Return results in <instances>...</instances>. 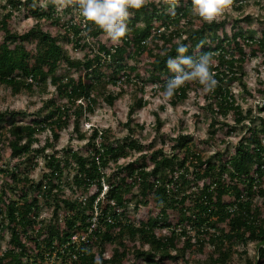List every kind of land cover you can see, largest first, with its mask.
<instances>
[{
    "label": "trees",
    "instance_id": "obj_1",
    "mask_svg": "<svg viewBox=\"0 0 264 264\" xmlns=\"http://www.w3.org/2000/svg\"><path fill=\"white\" fill-rule=\"evenodd\" d=\"M36 1L0 4V83L13 91L32 90L49 79L54 87L33 111L0 110V237L9 233L0 245V264H236V245L248 241H256L258 258L246 257L243 264H261L264 127L245 125L229 153L216 150L204 156L201 150L219 129L218 122L230 133L252 118L251 109L243 112L231 84L246 87L249 53H259L264 64V20L256 21L255 35L249 14L212 24L197 17V24L190 0H179L175 15L168 5L153 2L133 12L127 35L112 45L95 26L85 29L81 19L62 23L63 32L38 21L22 31L13 29L10 19L17 9L59 25L55 6L45 8ZM62 39L84 49L83 54L70 55ZM178 41L190 45L187 55L197 49L213 54L217 85L204 93L211 115L208 136L193 141L190 134H179L170 138L169 152L154 147L119 163L133 149L145 148L133 136V111L147 103L143 91L148 84L163 91L172 75L166 60L177 55ZM62 64L76 74L58 72ZM110 84L119 87L114 90ZM129 84L135 87L124 121L126 138L110 139L109 127L103 126H90L86 136L81 117L93 113L99 100L113 104ZM193 86L201 87L190 83L178 89L170 103L184 99ZM230 113L233 124L225 119ZM156 121L159 125V117ZM69 123L76 137L86 141L55 147L54 140ZM44 130L50 137L40 144L37 133ZM132 201L137 217L126 212ZM89 228L86 239L70 242L72 233ZM206 243L213 245L210 251ZM192 253L203 254L190 262Z\"/></svg>",
    "mask_w": 264,
    "mask_h": 264
},
{
    "label": "rangeland",
    "instance_id": "obj_2",
    "mask_svg": "<svg viewBox=\"0 0 264 264\" xmlns=\"http://www.w3.org/2000/svg\"><path fill=\"white\" fill-rule=\"evenodd\" d=\"M3 1L0 0V4ZM36 2L45 8L54 6L50 0H38ZM55 9L61 16L58 26L48 22L49 20L36 19L32 16L26 17L23 15V11L18 9L15 10L10 22L13 29L17 31L28 28L33 21H38L43 26L53 31L55 30V32H63L62 23H68L71 20L79 21L81 19L78 12L73 8L58 11L55 6ZM245 14L250 15L252 22L249 24V28H253L252 31L257 35L258 32L255 29L257 25L255 23L257 20H264V0H239L237 3L233 2L232 7L226 11L222 18L230 21L233 18H239ZM191 19L193 22L196 20L195 22L197 24L200 22L196 16H192ZM245 24L243 26L246 27ZM61 43L67 52L74 57H79L84 52V49L76 47L73 42L62 39ZM146 55L147 57L149 56L148 54ZM248 57L249 59L244 66L245 74L243 75V81L246 83V87L244 88L240 83L234 81L231 84V91L234 93L237 102L241 105L243 112L251 109L252 118H246L243 124H237L235 129L230 133H224V130L221 129V122H218L219 129H217L214 136L210 139L211 142L209 145H206L201 150L204 156H209L216 150H225L226 153L231 152L245 131V125L250 124L251 126H257V128L264 127V122L261 123L259 119L260 116L264 119V64L261 62L259 53L256 55L249 53ZM134 61L135 59L130 60L131 63ZM58 72L71 75L76 74L73 68H68L63 64L60 65ZM118 87V85H109V88L114 90H117ZM134 87V84L126 85L123 94L116 98L113 104L99 100L95 105L93 113H88L81 117L80 130H84L87 136L90 132V126L109 127L111 131L109 133L110 139L116 137L126 138L128 129L124 125V121L127 118L128 109L133 100L132 92ZM156 88L155 84H148L143 91V97L147 100V103L143 107L133 111V120L131 122L134 128L133 136L139 139L145 145V148L142 151L133 149L125 157L120 158L118 160L119 163H126L135 158L140 152L145 150L149 152L154 147L163 146L169 152L172 144L170 138H174L179 134H190L193 141L208 136V123L211 115L205 106L206 101L201 87H191L188 90L187 96L176 104L170 103L169 100H164L161 96L162 90H156ZM52 93H54V87L49 83V79H47L44 85L35 86L32 90L22 88L18 91H13L9 86L0 83V110L5 108H20L26 111H33ZM156 117L160 119L159 125H157ZM216 117L219 119L222 116L217 113ZM225 119L230 124L234 122L231 113ZM240 126H243V128ZM261 135L263 136L264 132H261ZM37 136L41 139L40 144H42L46 137H50L49 130L39 132ZM221 136L223 138L222 140H220ZM85 141L86 138L80 139L76 137V133L72 131V124L69 123L67 127L62 128L60 136L53 143L55 147L61 148L66 147L68 144L71 146H80ZM50 150L48 149V152H51ZM40 164H43V158H41ZM39 174L40 169L37 167L33 171V176L37 178ZM45 212L47 210L44 209L43 213ZM126 212L133 217L139 215V212L133 207V201L127 206ZM8 236V231H4L0 237V245L6 242ZM212 248V244L206 243V250L210 251ZM236 248L237 251L233 255L236 264H243L246 257H249L251 260L258 258L256 241H248L244 245L238 244ZM202 254L192 253L188 259L190 262H193L194 258L202 256ZM49 264L54 263L50 261ZM261 264H264V261Z\"/></svg>",
    "mask_w": 264,
    "mask_h": 264
},
{
    "label": "clouds",
    "instance_id": "obj_3",
    "mask_svg": "<svg viewBox=\"0 0 264 264\" xmlns=\"http://www.w3.org/2000/svg\"><path fill=\"white\" fill-rule=\"evenodd\" d=\"M50 2L58 11L75 9L85 29H89V25L95 26L103 32L112 45H119L127 35V21L133 12L154 2L168 5L169 14L175 15L179 4V0H50ZM190 2L192 15L204 23L212 24L225 15L234 0H190ZM177 45V55L168 56L166 60V67L172 75L162 85L163 99L171 100L178 89L190 83L200 85L204 93L213 91L217 85L215 72L212 71L213 54L199 53L197 49L193 55H187L190 45L179 41ZM95 264H100V261L97 260Z\"/></svg>",
    "mask_w": 264,
    "mask_h": 264
},
{
    "label": "built area",
    "instance_id": "obj_4",
    "mask_svg": "<svg viewBox=\"0 0 264 264\" xmlns=\"http://www.w3.org/2000/svg\"><path fill=\"white\" fill-rule=\"evenodd\" d=\"M28 80H31L30 76L28 77ZM89 232H90V228L88 229V232H84V233H76V232H74V233H72L71 236H70V242L71 243H76V242H79L81 240L86 239L87 234ZM76 255H77V253H72V257L73 258H76Z\"/></svg>",
    "mask_w": 264,
    "mask_h": 264
}]
</instances>
